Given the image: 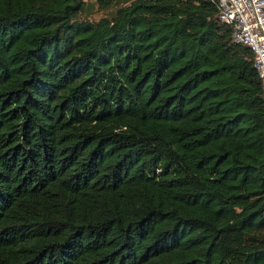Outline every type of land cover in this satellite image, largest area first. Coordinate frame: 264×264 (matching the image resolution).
Segmentation results:
<instances>
[{"label": "trees", "instance_id": "obj_1", "mask_svg": "<svg viewBox=\"0 0 264 264\" xmlns=\"http://www.w3.org/2000/svg\"><path fill=\"white\" fill-rule=\"evenodd\" d=\"M0 0V264H264V96L209 0Z\"/></svg>", "mask_w": 264, "mask_h": 264}, {"label": "built area", "instance_id": "obj_2", "mask_svg": "<svg viewBox=\"0 0 264 264\" xmlns=\"http://www.w3.org/2000/svg\"><path fill=\"white\" fill-rule=\"evenodd\" d=\"M220 22L230 26L231 40L251 50L264 96V0H209Z\"/></svg>", "mask_w": 264, "mask_h": 264}, {"label": "rangeland", "instance_id": "obj_3", "mask_svg": "<svg viewBox=\"0 0 264 264\" xmlns=\"http://www.w3.org/2000/svg\"><path fill=\"white\" fill-rule=\"evenodd\" d=\"M85 7L77 15L78 17H85L88 19L97 20L103 16H108L110 12L114 11L115 5L108 7H100L96 0H85Z\"/></svg>", "mask_w": 264, "mask_h": 264}]
</instances>
